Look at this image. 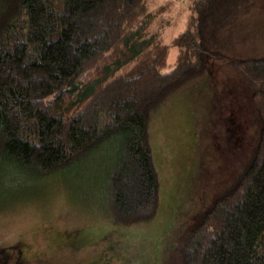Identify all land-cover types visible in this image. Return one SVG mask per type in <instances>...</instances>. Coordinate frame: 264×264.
Returning <instances> with one entry per match:
<instances>
[{
    "label": "trees",
    "instance_id": "16d2710c",
    "mask_svg": "<svg viewBox=\"0 0 264 264\" xmlns=\"http://www.w3.org/2000/svg\"><path fill=\"white\" fill-rule=\"evenodd\" d=\"M151 3L0 0V197L25 177L72 171L85 187L77 207L122 227L148 222L159 195L150 119L223 62L251 90L258 142L183 233L179 264H264V42L226 51L254 0H193L187 28L168 43L150 31Z\"/></svg>",
    "mask_w": 264,
    "mask_h": 264
},
{
    "label": "rangeland",
    "instance_id": "374dc122",
    "mask_svg": "<svg viewBox=\"0 0 264 264\" xmlns=\"http://www.w3.org/2000/svg\"><path fill=\"white\" fill-rule=\"evenodd\" d=\"M192 1L152 0L150 31L168 43L187 28ZM230 31L228 54L262 51L264 0H254ZM175 54L171 48L169 63ZM212 68L210 78L181 87L150 119L159 180L151 220L122 227L77 207L85 187L72 171L44 181L25 177L0 197V264H179L183 233L238 177L259 137L249 87L226 63Z\"/></svg>",
    "mask_w": 264,
    "mask_h": 264
}]
</instances>
